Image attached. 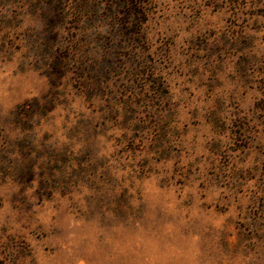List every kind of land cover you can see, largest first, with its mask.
Returning <instances> with one entry per match:
<instances>
[{"label": "rangeland", "instance_id": "obj_1", "mask_svg": "<svg viewBox=\"0 0 264 264\" xmlns=\"http://www.w3.org/2000/svg\"><path fill=\"white\" fill-rule=\"evenodd\" d=\"M0 264H264V0H0Z\"/></svg>", "mask_w": 264, "mask_h": 264}]
</instances>
